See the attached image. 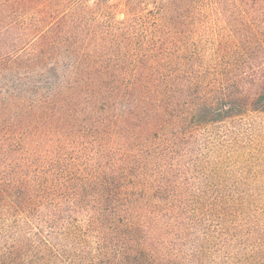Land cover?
I'll list each match as a JSON object with an SVG mask.
<instances>
[{
	"label": "trees",
	"instance_id": "16d2710c",
	"mask_svg": "<svg viewBox=\"0 0 264 264\" xmlns=\"http://www.w3.org/2000/svg\"><path fill=\"white\" fill-rule=\"evenodd\" d=\"M0 1V264H264V177L193 154L264 114V0Z\"/></svg>",
	"mask_w": 264,
	"mask_h": 264
},
{
	"label": "rangeland",
	"instance_id": "374dc122",
	"mask_svg": "<svg viewBox=\"0 0 264 264\" xmlns=\"http://www.w3.org/2000/svg\"><path fill=\"white\" fill-rule=\"evenodd\" d=\"M220 2L223 5H219ZM11 3H18V0ZM73 3H111L114 4L112 12L124 19L121 14L124 3H150L148 10H154L152 3H184V0H74ZM229 3L230 0H198L194 3L192 13L202 23L199 36H211V29L218 30L225 25L231 10ZM201 153L216 165L223 159L226 172L221 173L220 178L234 182V185L244 176L264 177V114H250L204 131L193 146V154Z\"/></svg>",
	"mask_w": 264,
	"mask_h": 264
}]
</instances>
